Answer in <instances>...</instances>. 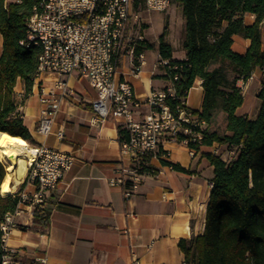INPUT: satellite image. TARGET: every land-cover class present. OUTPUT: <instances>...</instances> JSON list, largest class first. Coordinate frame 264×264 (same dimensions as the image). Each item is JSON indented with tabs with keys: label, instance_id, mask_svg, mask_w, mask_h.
Returning <instances> with one entry per match:
<instances>
[{
	"label": "crops",
	"instance_id": "obj_1",
	"mask_svg": "<svg viewBox=\"0 0 264 264\" xmlns=\"http://www.w3.org/2000/svg\"><path fill=\"white\" fill-rule=\"evenodd\" d=\"M177 5L181 35L175 42L172 27L167 40L173 47V58L186 59L182 48L185 19L180 4ZM254 19V14H244L247 24H252ZM140 28L141 24L134 22L131 33H139ZM138 35L150 40L144 34ZM152 42L154 47L143 51L146 62L137 77L130 73V56L126 50L119 56V75L130 80L141 97L171 83L165 69L157 64L159 37L156 43ZM250 42L249 38L235 35L233 48L243 53ZM2 43L0 33V54ZM253 74L251 79L238 81L244 102L237 113L249 118L258 115L261 100L257 94L264 87V69L257 68ZM62 78L73 90L72 96L62 103L53 125V131L64 129L62 139L54 133L44 135L36 130L43 106L39 91L52 86L56 76L36 77L27 95L21 78L15 85L16 99L21 101L19 111L35 141L34 147L44 145L71 152L75 160L44 205L50 211L49 226L33 225V206L22 204L7 246L15 251V258L22 264H130L134 257L141 264H184L180 239H191L205 227L214 177V166L206 155L218 147L226 159L230 153L227 145H203L191 154L190 147L182 141L166 142L164 155L150 159L156 174L145 176L135 193L126 197L123 185H111L109 181L120 166L118 121L112 116L104 122L93 121L91 101L97 96L96 90L78 72ZM202 101V79L197 78L189 90L187 104L201 110ZM219 113L225 119L224 113ZM28 169L29 165L19 182L13 181L11 193L34 190V185L26 181Z\"/></svg>",
	"mask_w": 264,
	"mask_h": 264
},
{
	"label": "trees",
	"instance_id": "obj_2",
	"mask_svg": "<svg viewBox=\"0 0 264 264\" xmlns=\"http://www.w3.org/2000/svg\"><path fill=\"white\" fill-rule=\"evenodd\" d=\"M42 0H0V33L3 38L0 54V131L22 136L35 145L29 128L19 111L15 85L21 78L27 95L37 77L41 47L28 38V19ZM185 19L182 48L186 59L173 58V47L159 36L162 66L174 81L178 97H187L197 78L202 79L201 110H195L208 123L203 131V145L226 144L233 154L208 153L214 166L212 189L207 206L205 227L191 239L181 238L179 247L184 264H264V87L257 96L261 100L258 115L249 118L237 113L244 102L238 81L247 80L257 68L264 66V40L261 23L264 20V0H175ZM138 9V7L136 6ZM245 13L255 16L252 24L244 20ZM250 39L241 53L233 48L234 36ZM154 44L145 38L136 45L138 54ZM177 66V69L174 68ZM223 112L225 128H212L216 115ZM119 140L126 129L118 124ZM198 150V145L191 144ZM174 167H178L174 165ZM6 162L0 157V224L19 202V190L4 194L1 184L6 174ZM24 181L21 184L23 187ZM50 211L46 206L34 210L33 225L48 227ZM0 230V255L3 253Z\"/></svg>",
	"mask_w": 264,
	"mask_h": 264
},
{
	"label": "built area",
	"instance_id": "obj_3",
	"mask_svg": "<svg viewBox=\"0 0 264 264\" xmlns=\"http://www.w3.org/2000/svg\"><path fill=\"white\" fill-rule=\"evenodd\" d=\"M7 1L4 0L5 4ZM172 1L42 0L27 21L28 38L41 47L37 77L41 74L56 76L52 86L42 87L39 91L43 106L36 130L63 138L64 129L59 127L53 131V125L62 103L72 96L73 90L62 77L78 72L87 78L97 94L91 101L95 113L93 121L104 122L112 116L126 129V137L119 140L120 166L109 180L111 185H123L126 197L135 193L145 176L156 174L150 159L164 155L166 142L182 141L194 154L197 149L191 144L203 146V131L208 127L207 121L188 106L187 97L177 96L174 81L179 78L178 74L170 79L166 88L152 91L145 97L137 95L132 82L119 75V56L124 50L130 56L133 76L139 75L146 62L143 51L135 52L143 36L131 33L133 23H139L138 10L145 7L162 11ZM167 63V59L157 61L161 67ZM253 77L252 73L249 78ZM35 150L26 178L35 188L19 193L17 208L0 224L4 243L0 264H22L15 258V251L6 244L16 226L15 217L22 211L21 205L31 204L34 210L44 206L50 192L75 160L71 152L44 145L36 146ZM213 152L222 154L218 147ZM230 154L233 152L227 156ZM130 264L141 262L134 257Z\"/></svg>",
	"mask_w": 264,
	"mask_h": 264
},
{
	"label": "rangeland",
	"instance_id": "obj_4",
	"mask_svg": "<svg viewBox=\"0 0 264 264\" xmlns=\"http://www.w3.org/2000/svg\"><path fill=\"white\" fill-rule=\"evenodd\" d=\"M138 11L140 15L139 23H141V28L139 30L140 31L139 33H134L135 36H137L138 34H144L147 39H150L156 43L159 35H161L163 30H165V33H166L165 39L167 40L170 30L173 27L174 29L173 40L175 42L178 41L181 35V17H180V12L178 9L177 2L175 0H173L170 3V5L165 10H162V11L147 10L145 7L140 8ZM133 12H135V10H133ZM170 18L172 19L170 20ZM261 33H262V38L264 40V25L261 26ZM212 128H216L221 132L224 130L225 119L220 113L216 115ZM229 151L231 152V150ZM0 157L6 162L8 166L9 160L6 157H3L2 155H0ZM228 157L230 158L231 154ZM15 159L13 160L14 165H15Z\"/></svg>",
	"mask_w": 264,
	"mask_h": 264
},
{
	"label": "bare ground",
	"instance_id": "obj_5",
	"mask_svg": "<svg viewBox=\"0 0 264 264\" xmlns=\"http://www.w3.org/2000/svg\"><path fill=\"white\" fill-rule=\"evenodd\" d=\"M35 152V147L30 146L22 136L0 131V154L6 158L9 156L16 158L18 162L17 167L13 161L6 167V174L1 184L2 193L12 192L13 181L19 182L26 166L33 162Z\"/></svg>",
	"mask_w": 264,
	"mask_h": 264
},
{
	"label": "water",
	"instance_id": "obj_6",
	"mask_svg": "<svg viewBox=\"0 0 264 264\" xmlns=\"http://www.w3.org/2000/svg\"><path fill=\"white\" fill-rule=\"evenodd\" d=\"M7 159L9 160V162H12L15 158L9 156V157H7ZM17 163H18L17 159H15V166L17 165Z\"/></svg>",
	"mask_w": 264,
	"mask_h": 264
}]
</instances>
